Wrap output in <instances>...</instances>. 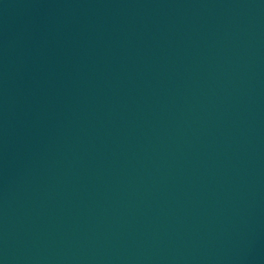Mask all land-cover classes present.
Listing matches in <instances>:
<instances>
[{"label": "water", "instance_id": "water-1", "mask_svg": "<svg viewBox=\"0 0 264 264\" xmlns=\"http://www.w3.org/2000/svg\"><path fill=\"white\" fill-rule=\"evenodd\" d=\"M0 264H264V0H0Z\"/></svg>", "mask_w": 264, "mask_h": 264}]
</instances>
